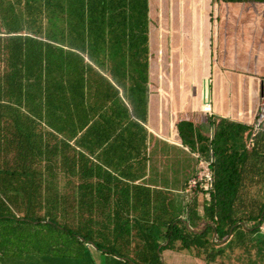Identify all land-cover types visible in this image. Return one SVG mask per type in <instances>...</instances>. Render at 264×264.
I'll list each match as a JSON object with an SVG mask.
<instances>
[{
  "label": "trees",
  "instance_id": "16d2710c",
  "mask_svg": "<svg viewBox=\"0 0 264 264\" xmlns=\"http://www.w3.org/2000/svg\"><path fill=\"white\" fill-rule=\"evenodd\" d=\"M151 2L0 0V220L52 232L31 253L0 255L4 264H98L92 244L116 264H164L168 249L225 264L234 231L263 226L264 130L251 137L253 124L213 114L211 138L181 130L187 151L213 157L212 190L192 188L178 203L136 182L129 162L148 159L149 101L164 90L173 49L169 20ZM189 52L179 53L183 76L169 87L190 105L184 73L200 79L203 104L207 54L202 45ZM124 248L142 263L119 257Z\"/></svg>",
  "mask_w": 264,
  "mask_h": 264
},
{
  "label": "rangeland",
  "instance_id": "374dc122",
  "mask_svg": "<svg viewBox=\"0 0 264 264\" xmlns=\"http://www.w3.org/2000/svg\"><path fill=\"white\" fill-rule=\"evenodd\" d=\"M239 2H244L247 3L248 0H220V6L219 4L217 5V3L213 2L212 4H214V8H211L209 10H214V14H212V20L209 17L208 13V17H207V13L206 15L204 14V17H202V19H199V22H195V20L192 17L191 18V11H193L192 9V5L191 3H189V1L185 4V5H181L182 6V10L184 11L183 14H185L184 18H180V21L178 20H173V25H174V35L176 36L174 38V35L172 33V57L170 59V66H169V70L167 71L166 74V78H165V83H164V90H163V94L168 98V96H173V98H169V107H170V121H173L176 117V120H178V118L181 117L183 112H187L186 116V121H188V112L190 110H188L189 108V104L188 101H186V109L183 110L182 108L178 107V98L176 95V91H173L172 87L170 86V83L172 82V84L179 86L180 84V80L182 79V72L180 71V67L178 66V63L176 62L179 58V53H181V50L184 51L185 53H187L188 55L191 54V52H189L190 48H193L194 46H207V41L209 39L210 36V32H211V24L210 22L214 20V27L215 31L218 33V27L216 28V24L218 22V10L216 9L217 7L220 8L221 12L224 13L225 11H231L232 13L237 12L239 9ZM168 1H165L164 6L167 7ZM191 7V8H189ZM241 7V6H240ZM241 10V9H240ZM239 10V11H240ZM252 10V8H251ZM250 10V11H251ZM203 9L200 10L201 14L203 15ZM169 13V11H164L163 14L167 15ZM254 13V14H253ZM253 13H251V16L254 18L255 17V11L253 10ZM193 15V14H192ZM201 15V16H202ZM249 18L250 15H248L247 17H245L247 21V23L249 22ZM203 20V22H202ZM223 20L224 22L221 23L220 25V33L222 34L221 37V42L224 43V36L226 37V26L223 24L225 23V21H235V14L232 16H228L227 19H224V15H223ZM241 20V18H240ZM231 21V22H232ZM200 23H202L203 25L201 26ZM247 23L245 21H241L240 22V26H244L247 25ZM238 25V24H237ZM179 26V28L177 27ZM201 30H204V33L202 35V39H200V34H201ZM179 31V32H178ZM214 31V32H215ZM176 33H180L179 35H181L180 37H177L178 34ZM218 38H214L213 40H211L212 46L211 48L214 47V50H219V55H220V63L222 61V55H223V48L222 46H220L218 49L216 46V40ZM202 40V43L199 44V42ZM204 40V41H203ZM213 41V42H212ZM179 42V43H178ZM231 46H233V44H231ZM198 49V48H197ZM206 51V50H205ZM198 53V50L196 51ZM208 52V51H207ZM206 52V54H207ZM212 53V50H211ZM209 57V52L207 54V60H208V68L207 70H209V66H211V68L213 69V67H215L214 71L215 74L219 71V69L216 67V62H218V60L216 61V52H214V57L212 58V60L208 59ZM212 63V65L210 64ZM210 69V70H212ZM259 71L261 74V68L259 65ZM209 78V74L207 72L206 74ZM222 76H226L225 80L224 78L222 79L221 83H222V89L224 92V95L227 96V92L230 90V86H232V84L234 85V93L236 94H244V100L247 103H250L251 100L253 99V97L255 96V92H260V84L257 80H253L252 77H247L246 79H242L239 80V77L236 75V73H232V72H228L227 70L225 72H223ZM184 77L186 78V84H187V88L189 92H194V96L197 97V99L195 98V100L190 99L189 101H194L197 102L199 100L202 101V84L198 83L196 84L195 82L198 81L200 82V79H192L189 80L188 82V76L184 73ZM257 77V76H255ZM203 82V81H201ZM158 84H154L153 81V87L155 88ZM209 86V90L211 92V98L213 99L214 102H216V97H215V90H216V85L215 82L213 81V84L211 85V83L208 84ZM225 89V91H224ZM193 95V94H191ZM178 100H177V99ZM167 100V99H166ZM175 100V101H174ZM156 101L159 103L160 100H151L150 102ZM157 103V106H158ZM167 109V107L165 108ZM180 109V110H179ZM182 109V110H181ZM158 111V110H157ZM157 111H153V114H156ZM159 113H162V109L160 107V111H158ZM167 113V111H165V114ZM176 113V114H175ZM163 120L164 122L167 121V115H163ZM161 121V119L159 120V122ZM153 125V124H152ZM201 125V123H200ZM154 126H158V124H154ZM203 129L201 128V132H204L205 135H208V131H209V124L208 122H206V126H202ZM168 155V162L165 163L163 170H160L159 166L157 165V162L160 160L161 154ZM198 154H193L190 151L185 150L182 147H176V146H171L170 148H163V152H161L160 149H156L152 152V164H151V177L147 178V182L150 183H154L156 185H160V186H165V187H170L173 189H182V185L185 183L186 179L189 177H192L195 173H197L200 170V160L197 161V156ZM203 158H205L204 156H202ZM153 176V177H152ZM192 191L189 187V183H188V189L186 191H184L185 197L187 199H189L192 196ZM181 195V193H176V196ZM199 200L201 202H203V197L200 195ZM179 202V201H178ZM176 214L180 213L179 208L175 209ZM247 226H251V224L249 223ZM261 234L258 235L256 234L255 236L253 235H248V234H242V235H238L239 230H235L233 235L229 238V240L231 239V244L233 245L234 251L233 254L230 259H228L229 261L232 262V264H264V223L263 226H261ZM239 236V237H238ZM52 237V232L48 229H45V227L41 226V225H32L29 223H19L17 221H13V220H0V255H4V256H13L14 254L21 256V255H25L26 253H31L33 252V249L35 247V245L41 240V242H44V240H48ZM63 241L69 243V244H73L75 245V247H79L78 245H80L74 238L72 237H68L66 235H63ZM228 240V241H229ZM224 241H226V239L223 240H218V243H223ZM165 243V242H164ZM162 243V244H164ZM92 246L91 252L92 255L94 257V261H96L98 264H116L115 261L112 259V257H107L106 255H103L100 251H98L97 249H95V247ZM128 247V246H127ZM130 247V246H129ZM168 250H164L163 253H161V262L164 264H206V262L200 258H196V256L193 255V253L191 254L188 251H169ZM84 251V250H82ZM126 248H124L123 250H117V252L119 253V257H124L126 259H129L130 261L133 262H141L140 260H138L131 252H126ZM72 254H77L78 256L73 257V258H77L82 256L81 252L77 249L74 248V251H70ZM160 254V253H159ZM261 256H262V260H261ZM118 257V258H119ZM5 258H0V264H4L6 262H4ZM6 261V260H5ZM205 262V263H204ZM73 263V262H72ZM84 263V262H83ZM142 263V262H141ZM76 264V263H74ZM86 264V262L84 263ZM89 264V263H88ZM222 264V263H219ZM226 264V263H225ZM229 264V263H227Z\"/></svg>",
  "mask_w": 264,
  "mask_h": 264
},
{
  "label": "crops",
  "instance_id": "0c3cea01",
  "mask_svg": "<svg viewBox=\"0 0 264 264\" xmlns=\"http://www.w3.org/2000/svg\"><path fill=\"white\" fill-rule=\"evenodd\" d=\"M152 6L154 8L157 5V10L154 9V12L161 13L162 17L168 18L169 24H170V30L171 34L174 33V25L173 20L180 21V18H184L185 14L182 10L181 6V0H151ZM165 1H168L167 7L164 6ZM190 3V0H189ZM213 0H204L203 7L200 5L198 0H195V7L191 11V18L195 17L193 19L198 18V15L200 16L198 19H202L203 15L207 13H211V10H209L212 6L214 8ZM240 5L238 7L237 12L232 13L231 11H225L224 13L221 12L219 9L218 12V22L216 24V28L218 27V33L215 31L214 27V20L210 22L211 24V32L209 39L207 41V46H204V49L206 52H209V60H212L214 57V52H216V67L219 69V71L215 74V67L213 69L211 66H209L208 74H209V80L211 85L213 84V81L216 85V102L213 101V109H214V116L218 115L224 118H230L232 120L241 121L242 123L252 125L255 122L258 109L262 100V97L264 95V2H258L256 0H248L247 3L244 4V2H239ZM241 6V7H240ZM191 8V7H189ZM252 8V10H251ZM204 9L203 15L200 13V10ZM217 9V8H216ZM251 10V11H250ZM253 10L255 11V17L251 16V13H253ZM164 11H169L167 15H164ZM197 12V15L195 14ZM212 13L214 14V10H212ZM193 14V15H192ZM235 14V21H225L223 23L226 26V37L224 36V43L221 42L222 34L220 33V25L224 19H227L228 16ZM254 14V13H253ZM202 15V16H201ZM250 15L251 18L248 20L245 19ZM210 17V15H209ZM241 18V20H240ZM245 21L247 25L240 26V22ZM238 24V25H237ZM203 25V24H202ZM204 26V25H203ZM179 28V26H177ZM215 31V32H214ZM179 32V31H178ZM204 33V30H201L200 39H202V35ZM178 34V33H176ZM180 34V33H179ZM177 35V37H180L181 35ZM176 36L174 35V38ZM218 38L216 40V47L220 49L219 47L222 46L223 48V55H222V61L220 63V55L219 50H214V47L211 48L212 43L211 40L214 38ZM200 41V40H199ZM204 41V40H203ZM214 41V40H213ZM212 41V42H213ZM179 43V42H178ZM202 43V40H201ZM233 44V46H231ZM199 47V46H198ZM191 50V48H190ZM212 50V53H211ZM207 52V54H208ZM212 65V63H210ZM259 65L261 68V74L259 71ZM208 66V65H207ZM213 66V65H212ZM212 69V70H210ZM232 72L233 74L236 73V75L239 77V80L246 79L247 77H252L253 80H257L260 84V92H255V96L251 100L250 103H247L244 100V94H236L234 93V85L230 86V90L227 92V96L224 95L223 89H222V79H226V76H222L223 72L225 71ZM257 76V77H255ZM243 81V80H242ZM225 91V89H224ZM211 93V92H210ZM192 94L194 92L192 91ZM212 96V95H211ZM153 98L151 100H160L159 103L156 101L150 102L149 101V120L147 124H144V126L147 128V140H146V156H148V159L145 160H134L129 162L130 169L133 170V172H136L137 177V183L145 184L149 187H151V190L153 192L156 191H162L164 194L170 195L173 194L177 200L179 201L182 199V193L184 191L182 189H173L170 187L160 186L156 185L154 183L147 182V178L151 177V164H152V152L156 149H160L161 152H163V148H170L171 146L176 147H182L185 150L186 147L182 145V136H181V130H184L188 133L197 134L200 132L203 136H207L209 138L212 137L213 134V128L210 125V122L208 121L209 115L205 114L202 110V104L201 100L197 102L191 101L192 104L189 105L188 110V121H186L187 118V112H183L181 117L176 120V117L173 121H170V107H169V98L172 96H168V98L163 94V91L160 95H152ZM197 99V97H195ZM193 98L192 100H195ZM167 99V100H166ZM175 101V100H174ZM157 103L160 105L162 109V113L156 112V114H153V111H157ZM186 104H181L180 100H178V107L182 108L183 110L186 109ZM167 107V109H165ZM181 109V110H182ZM180 110V109H179ZM165 111L167 113L165 114ZM176 114V113H175ZM163 115H167V121L164 122ZM161 121L159 122V120ZM183 121H186L191 124V126H183ZM206 122L209 124V131L208 135H205L204 132H201L202 126H206ZM201 123V125H200ZM153 124V125H152ZM154 124H158V126H154ZM249 144V143H248ZM250 145V144H249ZM195 154V153H193ZM168 155H165L162 153L160 160L157 162V165L159 166L160 170H163L164 164L167 163ZM120 167H125L126 163L119 164ZM153 177V176H152ZM176 193H181V195L176 196ZM179 203V202H178ZM261 229V228H260ZM261 234V231L258 232V235ZM255 236V235H253ZM228 240L224 241L222 245L226 244ZM171 251V250H169ZM234 255L233 251L228 252V257L224 260V262L227 264H232L230 257ZM222 260V259H220ZM262 260V256H261ZM219 264V263H217Z\"/></svg>",
  "mask_w": 264,
  "mask_h": 264
},
{
  "label": "built area",
  "instance_id": "2783aa9c",
  "mask_svg": "<svg viewBox=\"0 0 264 264\" xmlns=\"http://www.w3.org/2000/svg\"><path fill=\"white\" fill-rule=\"evenodd\" d=\"M210 83V82H209ZM209 101L203 102L202 110L205 114L212 116L214 113L213 102L211 99V93L209 90ZM264 130V95L262 97L258 113L253 123L251 137L254 136L258 131ZM252 138L250 139L251 142ZM200 160V170L192 177L189 181V187L197 188L201 187L204 190H212L213 189V171H212V163L213 157L210 159L203 158L200 154L197 155Z\"/></svg>",
  "mask_w": 264,
  "mask_h": 264
},
{
  "label": "water",
  "instance_id": "95a60500",
  "mask_svg": "<svg viewBox=\"0 0 264 264\" xmlns=\"http://www.w3.org/2000/svg\"><path fill=\"white\" fill-rule=\"evenodd\" d=\"M187 226H188V228H190L189 225H188V223H187ZM164 244H166V242H165ZM164 244H161V245L159 246L158 250H159L160 247H161L162 245H164ZM92 245H93V244H92ZM160 256H161V253H160Z\"/></svg>",
  "mask_w": 264,
  "mask_h": 264
}]
</instances>
